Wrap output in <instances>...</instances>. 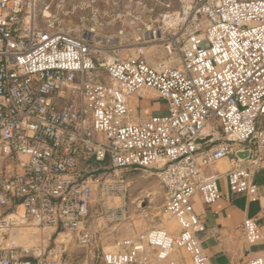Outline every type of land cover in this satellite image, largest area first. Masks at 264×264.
<instances>
[{
	"label": "built area",
	"instance_id": "1",
	"mask_svg": "<svg viewBox=\"0 0 264 264\" xmlns=\"http://www.w3.org/2000/svg\"><path fill=\"white\" fill-rule=\"evenodd\" d=\"M95 3H46L40 25L38 0H0V210L22 207L23 219L60 235L77 231L100 197L105 220L124 222L129 187L118 172L153 170L165 190L163 215L177 229L124 239L104 252L105 264H162L176 249L208 264L193 199L211 206L222 195L206 168L229 161V190L264 213L255 182L264 165V0H201L177 24L164 22L162 38L177 63L157 65L121 58L117 48L114 64L99 62L96 29L76 36L65 24L83 9L96 23ZM146 91L167 104L166 115L135 113L131 99ZM246 151L247 160L237 158ZM8 218L0 220V264H33ZM242 231L249 245L263 239L257 220L246 219ZM64 254L61 246L43 250L35 264H64Z\"/></svg>",
	"mask_w": 264,
	"mask_h": 264
},
{
	"label": "rangeland",
	"instance_id": "2",
	"mask_svg": "<svg viewBox=\"0 0 264 264\" xmlns=\"http://www.w3.org/2000/svg\"><path fill=\"white\" fill-rule=\"evenodd\" d=\"M55 0H38L36 16L41 25L40 12L46 3ZM201 0H96L94 9L99 11L96 23L91 21L92 9H83L77 12L70 20H66V27L79 30L76 36L96 29L97 38L94 45L99 52L95 55L101 63L110 62L113 49L120 50L121 58L140 57L150 65L160 62L177 63V54H170L169 43L165 42L163 33L166 29L164 20L175 14L183 17L184 11L194 9ZM85 18V22L81 21ZM168 19V18H167ZM151 37L152 32H156ZM207 47V43L203 44ZM99 73L106 76V72ZM145 103L140 106L143 112ZM163 108V107H162ZM158 113L159 104L153 105ZM157 114H155L157 116ZM108 166L109 162L107 163ZM113 176L107 180H114ZM128 183L126 197L127 217L124 222L110 223L102 215L103 207L101 198L97 197L89 209L85 221L77 231L66 234H50L43 232L36 223L27 220L25 226H13L14 241L19 250H29L30 256H38L40 252H49L57 246L65 247L64 264H105L104 252L112 250L115 243L122 238L123 229L140 225L139 215L148 213L153 220L163 219L165 195L161 188L155 171L149 169L128 168L118 172ZM23 218L24 210L9 212L0 210V220L10 214H19ZM25 220V219H24ZM9 221V220H8ZM17 222V221H16ZM148 222V221H147ZM117 228V229H116ZM116 229V230H115ZM123 231V232H122ZM140 232V228L135 229ZM112 248V249H111ZM29 256V257H30Z\"/></svg>",
	"mask_w": 264,
	"mask_h": 264
},
{
	"label": "crops",
	"instance_id": "3",
	"mask_svg": "<svg viewBox=\"0 0 264 264\" xmlns=\"http://www.w3.org/2000/svg\"><path fill=\"white\" fill-rule=\"evenodd\" d=\"M143 102L146 105L144 108L146 112H143L140 108ZM155 104L161 106V109H159L160 111H158L159 114L153 109V105ZM131 105L135 113L143 117L156 116L155 114H157V116H164L168 112L167 104L155 94L148 91L135 95L131 99ZM231 168L230 162L226 159H222L209 168H206L204 171L207 177L215 176L218 178V185L222 198L215 204L206 206L203 203L201 195H196L193 199L195 211L206 226L205 232L200 234L199 238L202 241L203 249L208 257V264H248L251 256H261L264 258V213L259 202H253L245 194H236L229 190L226 174ZM255 182L259 186L261 194L264 195V165L263 169L256 174ZM163 192L165 195V190H163ZM21 208L22 207L6 211L10 213L13 211L19 212ZM10 213L7 215L9 218L11 217ZM21 215L20 212V218H22ZM139 217L142 219L140 225H137L135 228L130 226L123 229L122 238L115 243L112 247L113 249L117 243L124 239L135 237L154 227H164L161 225L164 223V220L161 218L152 220L146 212L140 214ZM130 218L131 216H128V219ZM246 219H254L259 222L263 234V239L260 242L253 245L246 243L242 231V224ZM11 221L14 225L18 224L12 219ZM84 221L85 219L83 222ZM137 228H140L141 231L136 232L135 229L137 230ZM166 229L173 231L177 229V225L172 221L167 225ZM175 233L177 234L178 232ZM29 253L27 260L35 264L37 256L32 257ZM162 264L194 263L191 255L186 249H176L169 259Z\"/></svg>",
	"mask_w": 264,
	"mask_h": 264
},
{
	"label": "bare ground",
	"instance_id": "4",
	"mask_svg": "<svg viewBox=\"0 0 264 264\" xmlns=\"http://www.w3.org/2000/svg\"><path fill=\"white\" fill-rule=\"evenodd\" d=\"M168 18V19H167ZM165 20H164V22H165V24H168V25H173V24H177V22H179L180 20H182L184 17H182V15H180V14H173V15H171V16H169V17H167ZM151 37H152V33H151ZM109 60H111L110 61V63L111 62H113L114 61V59L113 58H109ZM118 203V199H116L115 201H114V204H117ZM11 215V219L13 220V221H17V225L18 226H25L26 225V220H24L23 218H20V216H19V214H10ZM9 215V216H10ZM10 218H8V219H10ZM10 219V220H11ZM173 220H169V219H165L164 220V223L163 224H161L162 226H164L165 227V225H166V227H167V225L169 224V223H171ZM16 223V222H15ZM171 225V224H170ZM161 227V226H160ZM165 227V228H166ZM61 235V234H60Z\"/></svg>",
	"mask_w": 264,
	"mask_h": 264
},
{
	"label": "water",
	"instance_id": "5",
	"mask_svg": "<svg viewBox=\"0 0 264 264\" xmlns=\"http://www.w3.org/2000/svg\"><path fill=\"white\" fill-rule=\"evenodd\" d=\"M115 61L111 62V64H114ZM212 139V136H208V137H205V138H202V139H199L197 140V143L198 144H204L206 142H208L209 140ZM237 158L241 159V160H247L249 158V152L246 151V152H238L236 154Z\"/></svg>",
	"mask_w": 264,
	"mask_h": 264
},
{
	"label": "trees",
	"instance_id": "6",
	"mask_svg": "<svg viewBox=\"0 0 264 264\" xmlns=\"http://www.w3.org/2000/svg\"><path fill=\"white\" fill-rule=\"evenodd\" d=\"M108 163V161H106V164ZM81 167L84 168V162L82 161ZM19 204V203H18Z\"/></svg>",
	"mask_w": 264,
	"mask_h": 264
}]
</instances>
